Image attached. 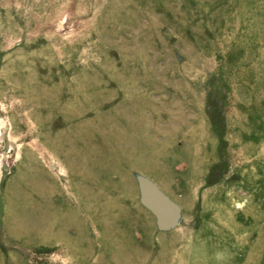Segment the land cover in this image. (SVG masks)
<instances>
[{
	"label": "rangeland",
	"instance_id": "rangeland-1",
	"mask_svg": "<svg viewBox=\"0 0 264 264\" xmlns=\"http://www.w3.org/2000/svg\"><path fill=\"white\" fill-rule=\"evenodd\" d=\"M0 264H264V0H0Z\"/></svg>",
	"mask_w": 264,
	"mask_h": 264
},
{
	"label": "bare ground",
	"instance_id": "bare-ground-1",
	"mask_svg": "<svg viewBox=\"0 0 264 264\" xmlns=\"http://www.w3.org/2000/svg\"><path fill=\"white\" fill-rule=\"evenodd\" d=\"M121 253V252H120Z\"/></svg>",
	"mask_w": 264,
	"mask_h": 264
}]
</instances>
